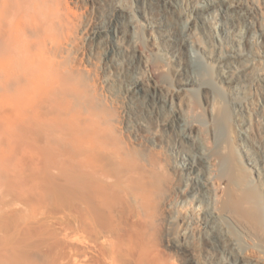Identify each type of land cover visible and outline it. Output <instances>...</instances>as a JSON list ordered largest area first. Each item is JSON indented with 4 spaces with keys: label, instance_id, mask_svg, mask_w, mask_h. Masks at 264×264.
<instances>
[{
    "label": "rangeland",
    "instance_id": "rangeland-1",
    "mask_svg": "<svg viewBox=\"0 0 264 264\" xmlns=\"http://www.w3.org/2000/svg\"><path fill=\"white\" fill-rule=\"evenodd\" d=\"M49 1L53 6L56 3L58 7H55L61 11L57 12L53 23L55 41L49 46L56 50L61 61L64 60L62 64L79 69L77 76L80 75L82 84L85 83L84 92L90 94L86 96L83 93L79 102H87L85 105L97 102L96 105L102 107L104 121L128 146L136 149L140 163L150 165L153 161L152 166L156 168L151 190L150 233L147 235L151 242L148 240L147 260L143 258L142 261L148 262L145 264H211L220 256V264H231L233 260L238 264H264V172L260 175L256 170L264 168V88L259 90L256 87L257 80L264 82V62L255 61L241 66L236 74L228 73L231 82L241 84L234 96L231 89L220 81L219 70L214 68L217 57L228 52V48H219L210 34L192 33L186 37L187 44L199 43L202 48L197 44L195 47L200 49L210 66L205 70L197 69L202 70V73H196L200 78L197 83H202L200 92L178 90L177 80L184 75L181 70L177 72L178 65L171 61L170 56H164L163 49L159 50L158 46V50L154 49L158 56L146 54V62L150 64L148 72L144 69V61H139L136 56L132 58L146 44L141 35L144 25L141 10L131 7L134 42L123 28L117 29V40L121 45L117 65L105 58L103 50L110 42L91 37L92 31L108 19V10L114 2L128 7L131 6L130 0ZM198 1L185 0L182 8L166 6L162 14L166 15L168 22L178 24L182 9ZM261 1L242 0L244 7ZM135 4L139 6V3ZM239 22L243 24L241 17L235 19L236 27H239ZM255 22L264 28V8ZM169 44L168 47L176 49L175 55L184 60L185 45L181 39L178 37V41L175 39ZM228 44L236 46L232 42ZM254 45L247 49L248 53L258 51V46ZM244 57L243 54L241 58ZM139 67L146 72L138 85L142 91L149 90L151 85L148 74L158 79L155 80L158 82L157 96L165 99L159 100L160 105L154 106L146 98L145 102L143 96L130 97L131 94L126 92L129 73ZM230 100L237 101L234 102L236 111L229 105ZM155 107L160 108L158 118L147 114ZM162 119L175 124L185 120L188 125L186 132L191 137L181 139L177 129L165 134L159 128ZM136 121H141L145 129H135ZM245 128L247 131L243 137L238 130ZM153 132L162 133L159 134L162 143L151 140ZM187 150L201 156L195 166L204 173L199 174L200 201L188 200L181 206L179 190L189 184L185 182L176 158ZM247 155L257 158L256 168L248 163ZM0 184V264H135L125 256L118 259L120 262L113 261V251L108 242L118 234L116 223L112 226L115 234L111 227L100 229L102 232L96 226H93L96 230L91 227L87 230L84 214L80 212L76 227L69 192L52 189L44 197L46 200L38 203L34 199L36 196L23 195L12 182L2 181Z\"/></svg>",
    "mask_w": 264,
    "mask_h": 264
},
{
    "label": "bare ground",
    "instance_id": "bare-ground-1",
    "mask_svg": "<svg viewBox=\"0 0 264 264\" xmlns=\"http://www.w3.org/2000/svg\"><path fill=\"white\" fill-rule=\"evenodd\" d=\"M129 2L131 6L128 7L114 2L108 10V19L91 33L93 39L110 42L103 51L111 64L117 65V55L121 49L117 40L118 28H123L124 33L134 42L135 26L130 21L133 17L131 7L143 12L141 35L146 41L145 46L140 47L132 58L136 56L139 61H144V69L147 71L150 64L146 62V54L158 56V47L159 50L163 49L164 56H170L171 61L178 65L177 72L181 70L184 75L177 80L178 90L192 89L200 92L202 83H197L200 79L196 75L199 71L197 69L205 70L210 66L200 49L195 47L197 44L202 48L199 43L187 44L186 37L192 33H199L201 36L210 34L219 48H228V52L217 57L218 62L214 68L219 70L220 81L231 89L234 96L241 84L231 82L228 73L236 74V71L242 69L241 66L245 67L255 61L264 62V28L255 22L264 8V0L259 3L251 2L245 7L242 0H199L196 4L192 3L193 6L190 4L191 7L185 6L182 9L183 14L178 24L168 22L162 12L166 10V6L182 8L185 0ZM135 3H139V6ZM55 6L49 0H0V183L12 182L20 188L23 195L36 196L34 199L38 203L52 189L69 192L76 227L80 212L84 214L86 229L96 226L98 230H107L106 228L111 227L115 234L112 226L116 223L114 226L118 234L108 239L113 251L112 260L117 261L125 256L135 264H142L143 258L146 259V254H149L147 235L150 233L148 223L151 219V190L156 178V168L152 166L153 161L152 164L147 163L150 165L140 163L136 149L128 146L104 121L102 107L101 112L97 102L95 104L91 101L88 105H85L87 102L82 104V100L79 102V97L85 93V83L82 84L80 75L77 76L79 69L75 68L77 72H74L75 69L62 64L64 60L61 61L56 50L49 46L55 41L53 23L59 11L56 8L58 6ZM238 17L242 18L243 24L240 25L239 22V27H236L235 19ZM178 37L182 45H185L184 60L175 55V48L168 47L169 42L175 39L178 41ZM228 42L235 43L236 46L231 47ZM252 45H257L258 51L252 50L254 52L250 54L247 49H252ZM154 49L157 50L153 52ZM243 54L245 57L241 58ZM199 72L202 73V70ZM144 73L146 72L140 67L129 73L128 78H125L128 80L126 92L131 94L130 97L143 96L144 101L146 98L152 105H160L159 100L165 99L157 96L156 76L146 75L151 81L149 90L142 91L138 86ZM256 87L262 90L264 82L257 80ZM88 95L90 94L86 96ZM230 102L232 110L236 111L234 102L237 101ZM159 112L160 108L155 107L153 112L148 111L147 114L158 118ZM148 118L150 121V117ZM133 126L138 130L145 129L141 121H136ZM159 128L165 134L177 129L183 140L191 137L186 132L188 125L185 120L175 124L162 119ZM246 131V128L238 130L243 137ZM159 134H150L154 143L161 142ZM200 158L201 156L188 150L182 151L176 158L177 166L184 173L185 182L189 184L179 190L181 206L188 203V200L200 201L199 174L204 172L195 166ZM246 159L252 166H257L258 160L253 155H247ZM256 170L260 175L264 172V168ZM75 240L79 241L77 237ZM213 262L211 264H220L221 257L213 259ZM231 264L238 263L233 260Z\"/></svg>",
    "mask_w": 264,
    "mask_h": 264
}]
</instances>
